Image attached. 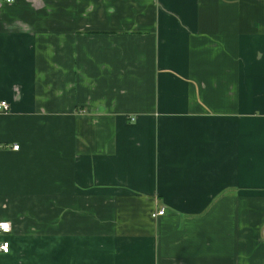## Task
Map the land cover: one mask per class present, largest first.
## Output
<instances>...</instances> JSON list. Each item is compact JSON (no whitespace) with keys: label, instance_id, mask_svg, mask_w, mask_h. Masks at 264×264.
Returning a JSON list of instances; mask_svg holds the SVG:
<instances>
[{"label":"crops","instance_id":"obj_1","mask_svg":"<svg viewBox=\"0 0 264 264\" xmlns=\"http://www.w3.org/2000/svg\"><path fill=\"white\" fill-rule=\"evenodd\" d=\"M2 101L0 264H264V0H0Z\"/></svg>","mask_w":264,"mask_h":264},{"label":"built area","instance_id":"obj_2","mask_svg":"<svg viewBox=\"0 0 264 264\" xmlns=\"http://www.w3.org/2000/svg\"><path fill=\"white\" fill-rule=\"evenodd\" d=\"M7 2H12L13 0H6ZM0 109L4 112L9 111V104L6 101L0 102ZM14 148L19 149V145H15ZM165 213V208L156 212L154 217L163 215ZM12 230L11 224L9 221H0V234H8ZM0 251L8 254L10 252V242L3 241L0 243Z\"/></svg>","mask_w":264,"mask_h":264}]
</instances>
